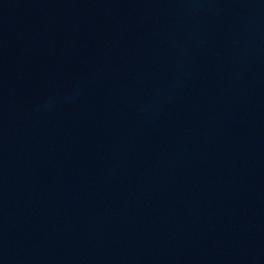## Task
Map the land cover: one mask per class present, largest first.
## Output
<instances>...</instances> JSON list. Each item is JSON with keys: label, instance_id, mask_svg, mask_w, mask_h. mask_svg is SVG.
<instances>
[{"label": "water", "instance_id": "water-1", "mask_svg": "<svg viewBox=\"0 0 264 264\" xmlns=\"http://www.w3.org/2000/svg\"><path fill=\"white\" fill-rule=\"evenodd\" d=\"M0 264H264V0H0Z\"/></svg>", "mask_w": 264, "mask_h": 264}]
</instances>
